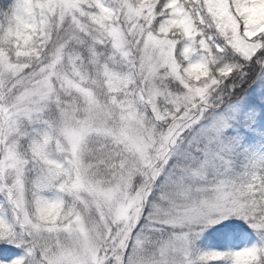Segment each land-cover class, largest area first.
<instances>
[{"label":"snow or ice","instance_id":"1","mask_svg":"<svg viewBox=\"0 0 264 264\" xmlns=\"http://www.w3.org/2000/svg\"><path fill=\"white\" fill-rule=\"evenodd\" d=\"M0 264H264V0H0Z\"/></svg>","mask_w":264,"mask_h":264}]
</instances>
